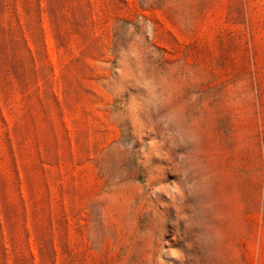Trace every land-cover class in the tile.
<instances>
[{
    "label": "rangeland",
    "instance_id": "rangeland-1",
    "mask_svg": "<svg viewBox=\"0 0 264 264\" xmlns=\"http://www.w3.org/2000/svg\"><path fill=\"white\" fill-rule=\"evenodd\" d=\"M163 246L264 264V0H0V264Z\"/></svg>",
    "mask_w": 264,
    "mask_h": 264
},
{
    "label": "clouds",
    "instance_id": "clouds-1",
    "mask_svg": "<svg viewBox=\"0 0 264 264\" xmlns=\"http://www.w3.org/2000/svg\"><path fill=\"white\" fill-rule=\"evenodd\" d=\"M168 119L172 120L173 117L170 116ZM170 135L175 142H184L185 137L181 130L172 132ZM189 187H192V185H190ZM156 192L163 193L170 200H175L177 198L181 200L185 199V190L175 182H173L172 184H160L154 189L152 194L155 195ZM182 218L188 221V223L185 225V231L187 235L191 237V242H194L197 245H204L209 242L210 237L205 231V223L202 219H196L187 215L183 216ZM193 229H197L199 231L193 232ZM186 246H190V244ZM165 257H167V259H165ZM188 258V255L182 249L173 248L171 246L165 248L163 246L162 251L157 257V264H169V261H177L179 262V264H186Z\"/></svg>",
    "mask_w": 264,
    "mask_h": 264
}]
</instances>
